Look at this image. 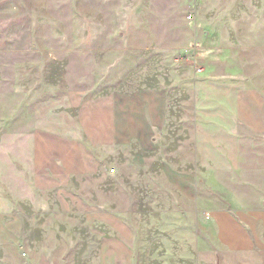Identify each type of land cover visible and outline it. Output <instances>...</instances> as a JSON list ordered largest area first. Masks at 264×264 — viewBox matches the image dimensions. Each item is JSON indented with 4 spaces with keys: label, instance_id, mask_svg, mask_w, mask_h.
I'll return each mask as SVG.
<instances>
[{
    "label": "crops",
    "instance_id": "0c3cea01",
    "mask_svg": "<svg viewBox=\"0 0 264 264\" xmlns=\"http://www.w3.org/2000/svg\"><path fill=\"white\" fill-rule=\"evenodd\" d=\"M205 50L189 105L163 84L72 89L37 103V192L23 215L35 223L24 228L35 233L29 246L45 250L39 264H64L46 250L77 248L90 250L87 264H135L128 215L145 184L151 194L163 187L162 199L187 220L181 231L195 233L196 264H264V31ZM129 174L131 210L107 192L109 179L123 184Z\"/></svg>",
    "mask_w": 264,
    "mask_h": 264
},
{
    "label": "rangeland",
    "instance_id": "374dc122",
    "mask_svg": "<svg viewBox=\"0 0 264 264\" xmlns=\"http://www.w3.org/2000/svg\"><path fill=\"white\" fill-rule=\"evenodd\" d=\"M263 20L264 0H0V264H39L45 251L29 246L35 233L24 228L35 223L23 215L27 195L37 192V103L72 89L96 95L163 84L189 105L197 56L215 44L226 49L229 36L264 31ZM112 179L107 192L131 210L130 174L123 184ZM138 189L144 199L128 215L137 229L135 264H196L195 233L181 231L187 220L162 199L163 187ZM75 220L83 231V219ZM46 251L62 254L64 264H87L90 250Z\"/></svg>",
    "mask_w": 264,
    "mask_h": 264
}]
</instances>
